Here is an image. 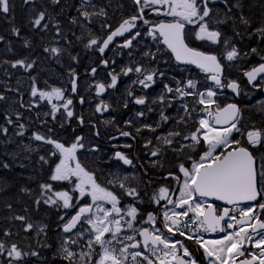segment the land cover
Instances as JSON below:
<instances>
[{
  "label": "snow or ice",
  "instance_id": "obj_1",
  "mask_svg": "<svg viewBox=\"0 0 264 264\" xmlns=\"http://www.w3.org/2000/svg\"><path fill=\"white\" fill-rule=\"evenodd\" d=\"M30 2L31 0H24L25 4ZM217 2L218 0H132L136 6V14L122 19L113 29L106 22L108 13L105 8H98L92 0H80L76 8L77 16L72 17L70 23L79 25L87 33L89 38L85 44L86 48H94L103 55L114 38L125 33H129L130 38H126L121 47L131 48L133 41L142 35L139 31L132 34V30L137 27V21H142L148 26L146 33L148 37L162 43L176 61L195 65L208 74L207 79L212 81L214 87L209 86L204 91H200L197 88V82L192 79H188L183 84L177 81L175 88L165 83L161 94L151 101L152 104L159 103L162 106L156 127H159L160 123H167L170 119H175L177 126L187 127L188 122L194 119L193 113L198 115L200 112L204 113L195 121L197 126L194 131L184 134V129L177 127L170 130L166 136L157 137L163 145L172 147L177 152H182L184 149L195 150L196 145L201 142L207 145V150L200 155L198 161L192 160L191 155H188V159L192 160L191 168L186 167L184 163L178 165L179 173L183 176L182 182L181 176L169 173V176L178 182L179 195L175 199L169 196L172 190L164 186L153 194L152 201L157 205L161 201H166L167 205H173L172 208L165 206L162 212V220L159 221L163 225L162 229L157 227L158 217L152 212L147 213V219L141 221L136 204L140 200V192L138 188L128 184L127 176L120 177L111 173L107 184H102L96 173L88 170L81 163L77 157V151L84 147L81 143L82 137L77 136L73 143L66 146L51 136L33 133L36 141L52 146V150L48 153L49 157L59 156L51 169L49 180L67 181L72 185L71 191L78 193V196L73 197L67 190L56 191L52 183L39 185L40 194L35 200L37 206L43 203L49 207L65 210L76 209L75 214L66 223H62V231L66 235L61 239L54 258L58 256L65 264H197L183 241L173 239L179 235L192 240L203 249L207 264H264V218H262L264 217V155L258 159L255 154L256 150L264 148V128H258L253 124L245 132L238 127L241 109L235 103L220 107L215 99L218 95L215 89L228 88L239 95L240 83L233 79H228L227 83L224 82L225 65L220 57L198 51L185 43L186 25H195L197 40H207L213 44L223 43L225 49L223 60L229 65L249 55H260V50L255 47H252L250 52H242L230 39H222L223 33L218 27L226 24L228 20L235 19V12H239L238 19L241 24L245 26L250 24L249 18L243 13L242 0H219L227 9L222 17L210 6ZM50 3L60 5L61 0H50ZM146 10H150L157 16L171 17V20L152 23L145 18ZM9 12L10 0H0V13L8 14ZM46 16L45 11L38 12L31 21L32 26L47 30L48 23H44ZM95 17L104 18L101 27L108 30L104 39L95 36L87 27L88 24L93 23ZM56 26L59 34L58 24ZM11 31L13 35H19L18 28L13 27ZM253 34H258L264 39V23L256 28L254 33H249V35ZM235 35L241 34L236 32ZM3 39L4 37L0 36V40ZM77 39L82 40L83 35L78 36ZM24 46L29 47L30 42L25 40ZM8 50L11 51V48ZM159 51L157 49V52ZM44 52L59 56L62 49L55 46L45 47ZM143 56L155 60L157 53L146 51ZM72 59L75 60L76 57ZM4 63H10L14 69L19 67L27 71L33 68L35 62L17 59L12 62L4 61ZM101 63L105 67L108 66L107 60H102ZM96 71V68L91 69L92 74ZM133 72L137 74V78L131 82L132 85L138 84L143 89L151 88L156 83L157 76H164L163 72H158L156 69L149 70L142 65L125 66L119 73L114 70L109 72V83H95L96 95L101 96L108 89H114L121 75L129 76ZM70 75H72V92L76 93L78 86L74 71ZM243 76L247 78L249 85L264 88V55H260L259 63L244 70ZM32 81L31 96H39L41 101H48L53 119L60 108L64 109L68 118L74 116L70 108L73 101L65 97L63 89L50 87V90L45 91L37 87L35 78H32ZM169 94L172 95L169 96ZM127 95L132 98V103L145 106L147 112L154 111L146 96H135L131 90L127 92ZM185 97H193L195 104L203 107L197 109L195 106L190 107L187 103H182V115L170 117L165 114V106L172 107L173 101L183 100ZM4 99L5 97L0 95V100ZM53 99L60 103H53ZM80 102H84L83 98ZM213 106H215V112L212 111ZM109 107L101 100L96 105V112L103 113ZM124 107H128V101H125ZM145 115V111L136 112L137 117ZM17 117L19 118V113ZM210 118L214 119V124ZM5 119L7 124L13 123L10 118L5 117ZM79 122L83 124L84 121L81 118ZM105 123H111V121H105ZM131 123V121H125L127 126ZM221 124L226 127L215 126ZM19 127L23 130L25 126L21 124ZM156 127L151 124L143 125V129L152 132L156 131ZM136 131L139 133L142 128H137ZM7 132V127L0 126V133L7 134ZM233 132L240 133L242 138H246L247 145L240 139L231 138ZM18 135H23V131H20ZM120 135L129 137L132 134L120 130ZM181 141H190V143L184 144ZM150 144L151 141H148L145 146ZM176 144H179L178 148L175 147ZM218 148H224L227 151L217 154ZM92 151H98V149L93 148ZM160 152L161 149L157 147L151 151L150 155L157 157ZM112 159L122 162L123 165L133 163L121 151H116ZM40 161L49 163L48 158L44 156L40 157ZM0 167L8 169L9 164L3 163ZM117 187L120 189L119 192L116 191ZM21 191L28 190L21 189ZM85 197L90 198V202L80 203V200ZM124 197H130L133 202L123 204ZM206 198L223 201L227 205L238 206L240 203H245V207H225L220 212L212 204L206 203ZM8 207L10 208L11 205ZM233 212H238L239 216L232 215ZM12 218L25 222L24 231L26 232L37 229L40 234L46 231L47 225H34L27 222V218L23 215ZM59 219L63 222L65 217L61 216ZM140 223L150 227H137ZM201 232H219L223 235L218 239L205 240ZM11 235L12 233L7 230L3 233L4 237ZM246 242L253 250L245 247ZM44 247H50V245L45 244ZM39 255L40 253L36 250L25 251L15 242L8 243L0 239V257H7V264H20L26 257Z\"/></svg>",
  "mask_w": 264,
  "mask_h": 264
},
{
  "label": "trees",
  "instance_id": "obj_2",
  "mask_svg": "<svg viewBox=\"0 0 264 264\" xmlns=\"http://www.w3.org/2000/svg\"><path fill=\"white\" fill-rule=\"evenodd\" d=\"M78 2L79 0H61L60 5H53L50 0H31L28 4H25L24 0H10V12L0 13V36L4 37L0 40V95L5 97L4 100H0V126L8 128L7 134L0 133V164H9L8 169L0 167V239L8 243L15 242L25 251L36 250L40 253L38 257H26L20 264H31L32 261V264H65L58 256L54 258L63 237L61 228L65 220L61 222L59 218L61 216L65 219L70 217L73 210L49 207L43 203L37 206L35 200L40 194L39 185L41 183H52L56 191H69L71 186L68 182L49 180L51 169L59 156L49 157L48 146L43 142H36L33 133H43L51 127V136L55 135L56 139L66 146L73 143V136L64 134L66 120L62 118L61 108L53 119L48 102L45 101V107L41 104L38 108L34 102H29L32 101L33 96H28L26 93L32 87V78H35L39 89L48 91L50 87H58L67 94L66 84L72 81L70 73L74 71L75 76L81 75L82 71L85 72L88 69L91 61L96 59L93 53H97V50L85 47L89 38L87 33L79 25L70 23L71 18L77 16L76 4ZM99 2V7L105 8L108 13L106 22L112 27L120 23L122 19L136 14V6L132 0H99ZM242 2L244 4L243 13L249 18L250 25L241 24L238 19L239 12H235L232 32L249 35L256 29L254 27L256 20L264 22V9L257 0H242ZM40 11L47 13L44 21L48 23L47 30L32 26V19ZM145 18L153 19L147 12H145ZM102 22L104 18L99 17L89 24L90 27H87L95 36L104 39L107 33L106 29L101 27ZM13 27L19 29L18 36L13 35L11 31ZM81 35L83 39L78 40L77 37ZM25 40L30 42L29 47L24 46ZM248 42L234 44L237 47L240 45L242 49L257 47L262 50L264 48V43L258 44L256 39ZM186 44L191 47L187 41ZM52 46L62 49L59 56L44 52L45 47ZM9 48L11 51L8 50ZM158 49L160 51L157 53L155 63L170 69L166 72V76H173L177 72L180 73L182 80L188 77L203 85V89L209 87L206 78L200 72L191 68L177 67L161 46ZM72 57L76 59L73 60ZM17 59H26L27 62L34 61L35 63L33 68L27 71L19 67L14 69L10 63H4V61L12 62ZM169 82L165 81L171 85ZM29 91L31 94V90ZM123 98V94H115L118 105L112 106V113L121 119L127 113L128 108L124 107V102H119ZM12 102L17 103L18 107L12 109L10 105ZM53 102L60 103L55 99ZM164 111L166 115L174 117L170 115L166 106ZM17 113H19V118ZM5 117L10 118L13 123L7 124ZM19 124L25 126L23 130L20 129ZM20 131H23V135H18ZM168 150L164 155L166 175L173 172L177 164L175 154H172L171 149ZM41 156L48 158L49 163L45 164L40 161ZM21 189L28 191H21ZM71 195L76 196L75 192H71ZM8 205L11 207L9 208ZM17 215L25 216L27 222L34 225H47L44 236H41L43 233L38 234L37 229L24 231L25 222L12 218ZM6 230L12 235L4 237L3 233ZM45 244L50 247H44ZM0 264H7V257H0Z\"/></svg>",
  "mask_w": 264,
  "mask_h": 264
},
{
  "label": "flooded vegetation",
  "instance_id": "obj_3",
  "mask_svg": "<svg viewBox=\"0 0 264 264\" xmlns=\"http://www.w3.org/2000/svg\"><path fill=\"white\" fill-rule=\"evenodd\" d=\"M92 2L99 8V0H92ZM257 2L264 9V0H257ZM79 4L80 0L78 4H76V6L78 7ZM210 6L213 7L215 11L219 12L221 17L223 16L224 12L227 11V9L222 3L219 2V0L215 5ZM146 12L149 13L151 18H153L149 20L152 23H158L161 20H171V17L157 16L150 10H146ZM98 18L99 17H95L93 20L95 21ZM136 23L137 27L132 30V34H134L136 31H139L142 35L137 37V39L133 41V45L131 48L121 47V45H123V43L125 42V39L130 38L129 33H125L124 35L117 37L113 41L111 46L106 49L103 55H101L98 51L97 53H93V55L96 56V59H93L91 61L88 69L85 72L82 71L81 75L76 76L78 86V90L76 93L72 92L71 82L69 84H66L68 93L65 94V97L71 98L73 101L70 108L74 112V116L72 118H68L66 116V113L64 112V109L61 108V110L63 111L62 118L64 117V119L66 120V130L64 131V134L73 136V142L75 141L77 136L82 137L81 143H83L84 147L78 149L77 151V157L81 161V163L88 170L94 171L99 178V182L102 184H107V180L111 178V173H115L120 177L127 176L129 178L128 184L131 187H136L139 189L140 200L136 202V204L140 211V218L142 217V220H146L147 213L152 212L157 215L156 213H160L161 209H164L165 206L167 208L171 206L163 205L156 209V207L154 206L155 203L152 201L153 194L157 193L160 187L164 186L169 188V186L171 187L173 181H175V179L169 176V174H165V152H167L168 149H171L172 154H175L177 164L176 168L171 173L173 175H179L182 177V174L179 173L178 165L180 163H184L186 167L191 168L192 160L198 161L200 155L205 151L203 142H201V144L196 145L195 150L184 149L182 152H177L174 151L172 147L163 145L161 141L157 140V137L166 136L170 130H174L177 127L180 129H184V134H187L188 131H194L195 127L197 126L195 121L198 120L200 116L204 115V113L200 112L199 115L197 113H193L194 119L188 122L187 127H185L184 125L177 126L175 119H173L172 121L169 120L167 123H160V126L156 127V124L159 121V112L162 106L159 103L152 104L151 101L161 94L166 80L170 81V86L175 88L177 81H180L181 84H183L189 78L186 77L182 80L180 77V73L177 72H175L173 76H166V72L170 71L169 68L163 67L161 65H156V59L152 60L151 57L143 56V53L146 51L158 53L157 49L161 45L158 41H154L151 37H148L146 35L148 28L147 25H144L142 21H137ZM233 23V20H228L226 24L218 26L223 33L222 39L228 38L232 43L238 44L245 42L249 43L248 41H253L255 39L258 44L260 42L264 43V39H262L258 34H242L240 36H236L232 32ZM262 23L264 22L256 20L254 22V27L259 28ZM118 25L119 23L117 25L115 24L112 28L114 29ZM87 26L90 27L89 24ZM196 30L197 29L195 25H186L185 42L187 41L191 48L220 57L222 63L225 65L224 82L227 83L228 79H233L237 80L241 85V92L239 95H236V97L229 93L227 88L215 89L218 93V95L215 97L217 103L220 105V107H224L229 103H235L238 105V107L241 109L238 127H241L245 132L253 124H255L258 128H264V88H255L252 85H249L247 82V78L243 76L244 70L260 62V55H264V48L260 50L259 48L255 47L260 50V55H249L247 58L239 59L233 62V64L229 65L227 61L223 60V53L225 51L223 43L221 42L218 44H213L207 40H197L195 38ZM106 33L108 34L107 29ZM238 47L242 52H250L251 49L250 47L242 49L240 45H238ZM102 60L108 61L107 67H105L101 63ZM137 65H142L149 70L156 69L158 72H163L164 76H157L156 83L151 88L143 89L138 84L132 85L131 83L137 78L136 73L133 72L129 76L121 75L119 77L118 84L114 89H108L101 96L96 95L94 84L109 83V72L114 70L116 73H119L120 70L125 66L135 67ZM92 68L97 69L95 74L91 73ZM202 76L204 77L203 74ZM205 78L208 82L207 77ZM197 88L198 90L202 91L203 85L197 83ZM129 90L133 91L135 96H146L149 105L154 109V111L147 112L145 106L132 103V98L128 97L127 95V92ZM115 94H123L124 98L119 102L125 103V101H128L127 113L122 117V119L121 117L112 113V106L115 104L118 105V100L115 99ZM171 95L172 94H169V96ZM81 98H83V103L80 102ZM101 100L107 103L110 107L107 111L98 113L96 112V105L100 103ZM53 103L57 104V102ZM182 103H187L190 107L195 106L197 109L203 107L201 105L195 104L193 97H185L183 100L177 99L173 101L172 107H167L170 115H173L174 117H176L178 114L182 115ZM137 111H145L146 115L144 117H137ZM212 111L215 112V106H213ZM81 118L84 121L83 124L79 122ZM210 119L212 120V118ZM105 121H111V123L106 124ZM125 121H131L132 123L130 126H127L125 124ZM119 123L120 125H118ZM144 124H151L153 127H156V131L152 132L147 129H143ZM50 128L51 127L40 134L51 136L52 131H50ZM137 128H142V131L137 133ZM120 130L128 131L132 135L129 137L121 136ZM97 133L99 134L97 135ZM51 137L54 139L57 138L55 136ZM231 138L240 139L242 143L247 145L246 138H242L240 133L233 132ZM177 139L179 140L180 138ZM148 141H151V144L146 147L145 145L148 143ZM181 143L188 144L190 143V141H181ZM46 145L51 151L52 148L50 147V145ZM125 145H130V147H125ZM157 147L161 149L160 155L157 157H152L150 153ZM175 147L178 148L179 144H176ZM93 148H97L98 151H92ZM116 151H121L126 156H128V158H130L133 162L132 165H123L122 162L112 159L113 154ZM226 151L227 149L223 150V152ZM255 154L259 159L262 155H264V148L256 150ZM188 155H191L192 160L188 159ZM116 191L119 192L120 189L117 187ZM177 192L178 182L176 181V184L169 196L175 199L174 196ZM89 202L90 198L88 197L82 198L80 200V203ZM132 202L133 201L130 197H124L122 201L123 204ZM206 203L212 204L220 212H222V210L226 207L214 203L207 198ZM251 203L254 204L255 202ZM232 207H245V204H239L238 206L231 205L229 208ZM176 210L180 211V209ZM75 211L76 209L73 208L72 215L75 213ZM257 212H259V209H257ZM232 215H236L237 217L239 216L238 212H233ZM70 217L66 218L63 223H66ZM148 226L150 225L145 224L142 227ZM201 235L205 240H211L218 239L223 235V233L201 232ZM41 236H44V233ZM176 238H178L177 240L183 241V243L189 248L193 257L196 259L197 264H207L203 249H201L192 240L185 239V237L177 236ZM245 247H248L249 250H253L250 248L247 242L245 244ZM34 262H36L35 259ZM32 263L33 261L31 262V264Z\"/></svg>",
  "mask_w": 264,
  "mask_h": 264
},
{
  "label": "rangeland",
  "instance_id": "obj_4",
  "mask_svg": "<svg viewBox=\"0 0 264 264\" xmlns=\"http://www.w3.org/2000/svg\"><path fill=\"white\" fill-rule=\"evenodd\" d=\"M205 89H206V88L202 89V91H204ZM29 90H31V89H28V90H27L28 92L26 93V95H28V96L31 95V94H29V93H30ZM31 100H32V101L27 100V102H28V101H29V102H34V104H35L36 106H38V108H40V105H41V104H42L43 107H45V106H46V102H48L47 100H43V101H41V100L39 99V96L33 97ZM45 101H46V102H45ZM10 105H11V108H12V109L18 107L17 103H14V102L10 103ZM15 110H16V109H15ZM40 110H41V109H40ZM35 141H36V140H35ZM36 142H38V141H36ZM50 146H51V145H50ZM203 147H205V151H206V150H207V145L203 144ZM51 148H52V146H51ZM223 150H224V148H218V149H217V154L222 153ZM57 156H58V155H57ZM74 179H75V178H73V180H74ZM182 180H183V176L181 177V182H182ZM63 182H67V181H63ZM68 184H69V183H68ZM175 184H176V180L173 181V183L171 184V187L169 186V189L173 190ZM69 185L71 186V189H72V185H71V184H69ZM71 189L69 190L70 193L72 192ZM171 192H172V191L169 192V195L171 194ZM75 195L78 196V193L75 192ZM178 195H179V191L176 193V195H175L174 197H176V196H178ZM76 196H75V197H76ZM173 199H174V198H173ZM163 205H167V204H166V201H161L159 205H157V204L155 203L154 206L156 207V209H158V207L163 206ZM172 207H173V205L169 206L168 208H172ZM70 210H73V209H70ZM163 210H164V209H161V212H160V213H156V214H157V217H158L157 227H160L161 229L163 228V225H162L159 221L162 220V212H163ZM176 211H177V210H176ZM141 218H142V217H141ZM181 219H187V218H181ZM141 221H143V220L141 219ZM143 225H145V224L140 223V224H137V227H142ZM85 227H86V226H85ZM148 227H150V226H148ZM165 234H167V233L165 232ZM65 235H66V234H63V237H64ZM177 236L179 237V235H176L175 237H173V239L177 240V239H178V238H176ZM63 237H62V238H63Z\"/></svg>",
  "mask_w": 264,
  "mask_h": 264
},
{
  "label": "water",
  "instance_id": "obj_5",
  "mask_svg": "<svg viewBox=\"0 0 264 264\" xmlns=\"http://www.w3.org/2000/svg\"><path fill=\"white\" fill-rule=\"evenodd\" d=\"M118 37H119V36H118ZM116 38H117V37H115L114 40H115ZM114 40H113V41H114ZM112 43H113V42H112ZM112 43H110V45H111ZM110 45H109V46H110ZM160 45H161V46L164 48V50H165V51L171 56L172 61L174 62L175 65H177V66H179V67H185V68H194L195 70L201 72L205 77H207L208 74L202 72V71H201L199 68H197L195 65H192V64H184V63H181V62L176 61V59H175V57L172 55V53H171L169 50H167L166 47H165L162 43H160ZM105 51H106V49H105ZM208 83H209L210 85L214 86V85L212 84V81L208 80ZM227 89H228V88H227ZM228 92L231 93L232 95H234V97H236V94L233 93L230 89H228ZM212 123H213V124L215 123V121H214L213 118H212ZM215 126H216L217 128L226 127V125H223V124H221V125H215ZM207 199L213 201L214 203L220 204V205H222V206H226V207H230V206H231V205H227V204H226L225 202H223V201H216V200H214L213 198H207ZM248 203H251V202H248ZM240 204H245V203H240ZM73 215H74V214H73ZM69 219H70V218H69ZM62 232H63V231H62ZM64 234H65V233H64Z\"/></svg>",
  "mask_w": 264,
  "mask_h": 264
},
{
  "label": "bare ground",
  "instance_id": "obj_6",
  "mask_svg": "<svg viewBox=\"0 0 264 264\" xmlns=\"http://www.w3.org/2000/svg\"><path fill=\"white\" fill-rule=\"evenodd\" d=\"M67 60H68V59H67ZM63 69H64V68H63ZM61 72H62V71H61ZM63 72H64V71H63ZM59 74H60V73H59ZM57 75H58V74H57ZM58 76H59V75H58ZM54 79H55V78H54ZM54 79H53V80H54ZM60 79H61V78H60ZM60 79H59V80H60ZM53 80H52V81H53ZM50 82H51V81H50ZM54 83H55V81H54ZM19 121H20V120H19ZM19 123H20V122H19ZM29 123H30V122H29ZM19 125H20V124H19ZM47 127H48V126H47ZM33 128H34V127H33ZM29 129H30V128H29ZM26 132H27V131H26ZM53 136H55V135H53ZM55 137H56V136H55ZM26 142H27V140H26ZM32 146H33V145H32ZM46 149H47V148H46Z\"/></svg>",
  "mask_w": 264,
  "mask_h": 264
}]
</instances>
